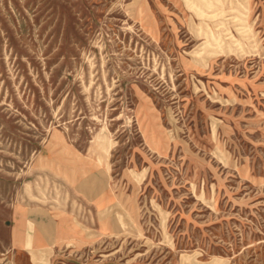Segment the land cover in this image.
Segmentation results:
<instances>
[{"label":"rangeland","instance_id":"obj_1","mask_svg":"<svg viewBox=\"0 0 264 264\" xmlns=\"http://www.w3.org/2000/svg\"><path fill=\"white\" fill-rule=\"evenodd\" d=\"M0 264H264V0H0Z\"/></svg>","mask_w":264,"mask_h":264}]
</instances>
